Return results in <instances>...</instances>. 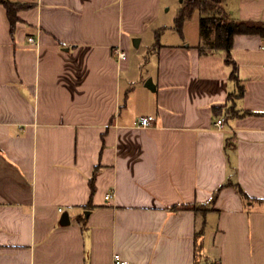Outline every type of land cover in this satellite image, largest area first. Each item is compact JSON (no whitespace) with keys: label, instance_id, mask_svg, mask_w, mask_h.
Instances as JSON below:
<instances>
[{"label":"crops","instance_id":"1","mask_svg":"<svg viewBox=\"0 0 264 264\" xmlns=\"http://www.w3.org/2000/svg\"><path fill=\"white\" fill-rule=\"evenodd\" d=\"M10 1L0 264H264V35L234 34L227 61L167 24L181 0ZM221 5L264 28V0Z\"/></svg>","mask_w":264,"mask_h":264},{"label":"trees","instance_id":"2","mask_svg":"<svg viewBox=\"0 0 264 264\" xmlns=\"http://www.w3.org/2000/svg\"><path fill=\"white\" fill-rule=\"evenodd\" d=\"M222 0H181L175 17V28L182 30L184 21L191 17L194 10L199 11V27L204 44L215 50H225L227 61H230V49L233 36L236 33H260L264 35V28L254 24L230 18L221 5ZM7 8L11 24L16 21L15 10L18 3L10 0H0ZM158 36V35H157ZM203 46L201 45V50ZM234 75V71H233ZM243 92L240 88L239 94ZM242 191V190H241Z\"/></svg>","mask_w":264,"mask_h":264},{"label":"rangeland","instance_id":"3","mask_svg":"<svg viewBox=\"0 0 264 264\" xmlns=\"http://www.w3.org/2000/svg\"><path fill=\"white\" fill-rule=\"evenodd\" d=\"M177 8H178V4L175 5L172 9L166 11L167 12L166 15H168L167 16L168 17L167 18V24L169 23L170 25L174 26L175 17H176V14H177L176 13L177 12ZM198 26H199L198 13L195 11L190 18L186 19V22H185L186 31L189 33L190 36H195L196 33L198 32ZM169 31H173L174 32V30H165V32L167 34L171 33ZM139 51H140V53L137 54V55L132 54V60H133V62L131 64V74H132V76L136 75V73L138 72V70L141 67L144 68L145 60L148 57V55H147L148 53H147L146 50L144 51L143 47H141ZM140 63H141L142 66L140 65Z\"/></svg>","mask_w":264,"mask_h":264},{"label":"built area","instance_id":"4","mask_svg":"<svg viewBox=\"0 0 264 264\" xmlns=\"http://www.w3.org/2000/svg\"><path fill=\"white\" fill-rule=\"evenodd\" d=\"M29 42L31 43H36L37 41L35 40V38L33 37H29L28 38ZM115 53L117 54L118 58H124L126 56V52L122 49H119L117 48L115 50ZM154 120V116L153 115H143V116H140L139 117V125L141 126H149L151 125V123L153 122ZM215 124L220 128L223 126V119L222 118H218L216 121H215ZM113 190H110L108 191L106 194H105V199L109 200L111 199V197H113ZM112 264H130L129 261H127L126 259H124L120 253L118 252H115L113 254V261H112Z\"/></svg>","mask_w":264,"mask_h":264},{"label":"water","instance_id":"5","mask_svg":"<svg viewBox=\"0 0 264 264\" xmlns=\"http://www.w3.org/2000/svg\"><path fill=\"white\" fill-rule=\"evenodd\" d=\"M138 41H139L138 38H135V39L133 40L134 44H137ZM145 85H146L147 87L151 88V89H155V85H154V83H153L152 78H148L147 81H146V83H145ZM62 222H68V215H67V213L63 214V216H62Z\"/></svg>","mask_w":264,"mask_h":264}]
</instances>
